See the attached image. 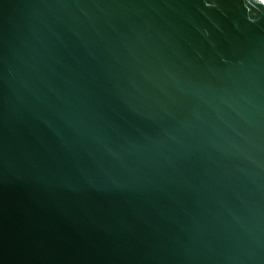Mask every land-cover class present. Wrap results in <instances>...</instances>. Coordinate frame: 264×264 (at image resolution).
<instances>
[{
	"label": "water",
	"instance_id": "water-1",
	"mask_svg": "<svg viewBox=\"0 0 264 264\" xmlns=\"http://www.w3.org/2000/svg\"><path fill=\"white\" fill-rule=\"evenodd\" d=\"M0 264H264V2L0 0Z\"/></svg>",
	"mask_w": 264,
	"mask_h": 264
},
{
	"label": "snow or ice",
	"instance_id": "snow-or-ice-1",
	"mask_svg": "<svg viewBox=\"0 0 264 264\" xmlns=\"http://www.w3.org/2000/svg\"><path fill=\"white\" fill-rule=\"evenodd\" d=\"M261 2H264V0H261Z\"/></svg>",
	"mask_w": 264,
	"mask_h": 264
}]
</instances>
